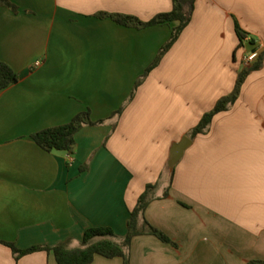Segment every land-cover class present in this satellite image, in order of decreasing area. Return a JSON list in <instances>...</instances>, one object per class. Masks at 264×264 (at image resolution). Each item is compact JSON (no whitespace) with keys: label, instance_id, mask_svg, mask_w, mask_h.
<instances>
[{"label":"crops","instance_id":"0c3cea01","mask_svg":"<svg viewBox=\"0 0 264 264\" xmlns=\"http://www.w3.org/2000/svg\"><path fill=\"white\" fill-rule=\"evenodd\" d=\"M9 1L16 11L0 7V60L17 81L0 90V264H57L52 252L16 256L6 243L77 246L99 226L123 237L154 183L144 217L171 242L134 236L129 264L264 260V118L249 127L238 116L221 130V118L239 109L220 112L167 166L171 145L214 105L211 95L236 81L237 63L264 49V0H192L190 21L151 68L176 23L139 28L108 14L149 21L172 0ZM236 25L248 33L240 46ZM84 111L100 122L76 132L71 154L31 138ZM90 264L122 259L96 255Z\"/></svg>","mask_w":264,"mask_h":264},{"label":"trees","instance_id":"16d2710c","mask_svg":"<svg viewBox=\"0 0 264 264\" xmlns=\"http://www.w3.org/2000/svg\"><path fill=\"white\" fill-rule=\"evenodd\" d=\"M0 7H7L12 11H16V6L9 0H0ZM191 10L192 2L185 6L180 0H172V9L169 12L159 13L149 21H141L136 17L117 13L108 14V16L119 24L139 28L176 23L171 28L169 39L162 45L154 62L149 67L151 68L159 62L164 52L176 41L180 32L188 24L191 18ZM235 30L239 41L238 46H240L247 39L248 33L238 25H236ZM249 43H254L253 39H249ZM253 50H256L255 47H253ZM263 56L264 49L258 52L256 59L249 66L243 67L238 72L233 91L219 98L214 107L202 115L199 122L190 131L191 138L197 134L206 133L212 118L220 112L227 111L234 104L248 73L261 67ZM16 81V73L7 63L0 60V90ZM99 122L92 121L89 112L84 111L74 115L67 123L43 128L32 133L31 138L46 151L62 150L71 154L74 148V136L76 132L85 125H93ZM156 187L157 183L147 184L144 191L139 195L135 206L129 211L126 234L121 238L110 227L99 226L86 229L81 242L77 246H70L68 242H60L51 246L34 245L26 249H17L12 243L6 244L12 248L16 256L39 250L52 252L57 264H90L96 255L106 258L119 257L122 259V264H129V247L134 236L149 234L156 236L162 242H171L163 232L152 226L144 217V210L153 199L152 193ZM165 195L166 193H164ZM246 264H264V260L251 259Z\"/></svg>","mask_w":264,"mask_h":264},{"label":"rangeland","instance_id":"374dc122","mask_svg":"<svg viewBox=\"0 0 264 264\" xmlns=\"http://www.w3.org/2000/svg\"><path fill=\"white\" fill-rule=\"evenodd\" d=\"M245 54H247L249 51L246 50V46L244 45L241 49ZM238 65V72L240 70L243 69V67H240V62L237 63ZM255 73L251 78H254L255 81L253 82V84L246 85V82H243L242 86H241V90H240V96L239 98H237V100L234 102V104L232 105L234 108H232V106L229 107V109L227 110L229 111H235V109H239V112L236 113V116L233 114L234 112H232L231 114L227 115L226 118H221V120L218 122V126L219 129H226L230 123L229 122H234L236 121V117L238 116H243L247 126L249 125V127H255L256 125H258V123L263 122V118H264V56L262 59V65L259 69L257 70H252L248 73L247 77L250 76L251 74ZM235 80L233 82V84L230 86L226 85V84H222L216 91L215 93H213V95H211V98L213 100H215L214 105L216 104L217 100L219 98H221L224 95H228L230 94L235 86ZM245 83V84H244ZM229 88V89H228ZM209 99L208 97L205 98L206 101V105H209ZM214 105L208 109L206 112L210 111ZM240 106V108H239ZM204 112V113H206ZM203 113V114H204ZM251 116V117H250ZM245 123H242L241 125L238 126V128L236 129L237 132L239 131H244L245 132V127L246 126ZM253 129V128H252ZM191 131V129H190ZM190 131L183 135V136H187L191 139L190 137ZM181 136L180 139L183 137ZM179 139V140H180ZM244 141V140H243ZM245 142V141H244ZM156 191V189L153 191L152 195L154 196V192Z\"/></svg>","mask_w":264,"mask_h":264},{"label":"water","instance_id":"95a60500","mask_svg":"<svg viewBox=\"0 0 264 264\" xmlns=\"http://www.w3.org/2000/svg\"><path fill=\"white\" fill-rule=\"evenodd\" d=\"M183 4H190L192 0H180ZM191 144V139L187 136H183L179 141L174 142L170 149L167 159V166L169 170H172L174 165L181 159L184 150Z\"/></svg>","mask_w":264,"mask_h":264},{"label":"built area","instance_id":"2783aa9c","mask_svg":"<svg viewBox=\"0 0 264 264\" xmlns=\"http://www.w3.org/2000/svg\"><path fill=\"white\" fill-rule=\"evenodd\" d=\"M258 55V51L257 50H253L251 51L249 54L245 55L244 59H243V66H249L257 57ZM41 63L40 60H35L33 63V66L36 67Z\"/></svg>","mask_w":264,"mask_h":264}]
</instances>
